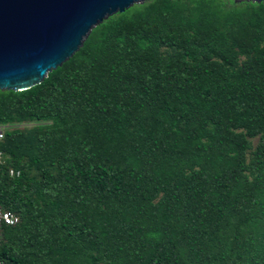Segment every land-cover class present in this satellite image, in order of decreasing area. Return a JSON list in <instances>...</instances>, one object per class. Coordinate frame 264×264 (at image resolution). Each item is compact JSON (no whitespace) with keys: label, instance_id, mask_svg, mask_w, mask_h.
<instances>
[{"label":"trees","instance_id":"trees-1","mask_svg":"<svg viewBox=\"0 0 264 264\" xmlns=\"http://www.w3.org/2000/svg\"><path fill=\"white\" fill-rule=\"evenodd\" d=\"M0 126L6 264H264V1L136 3Z\"/></svg>","mask_w":264,"mask_h":264},{"label":"water","instance_id":"water-1","mask_svg":"<svg viewBox=\"0 0 264 264\" xmlns=\"http://www.w3.org/2000/svg\"><path fill=\"white\" fill-rule=\"evenodd\" d=\"M145 1L0 0V89L41 83L83 46L93 28Z\"/></svg>","mask_w":264,"mask_h":264},{"label":"built area","instance_id":"built-area-1","mask_svg":"<svg viewBox=\"0 0 264 264\" xmlns=\"http://www.w3.org/2000/svg\"><path fill=\"white\" fill-rule=\"evenodd\" d=\"M4 137L3 128L0 126V139ZM2 157V152L0 151V158ZM11 173H14L12 170ZM19 222V217L11 210L5 209L0 205V249L2 246V229L4 225H15ZM0 264H6L5 259L2 257L0 252Z\"/></svg>","mask_w":264,"mask_h":264},{"label":"rangeland","instance_id":"rangeland-1","mask_svg":"<svg viewBox=\"0 0 264 264\" xmlns=\"http://www.w3.org/2000/svg\"><path fill=\"white\" fill-rule=\"evenodd\" d=\"M30 125V124H29ZM28 125L26 124V127H27ZM254 142L256 143L257 142V139H254Z\"/></svg>","mask_w":264,"mask_h":264}]
</instances>
